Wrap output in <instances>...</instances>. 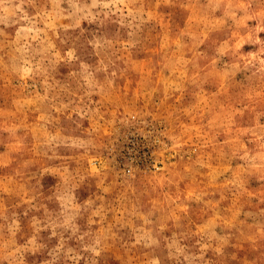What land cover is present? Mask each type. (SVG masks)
Here are the masks:
<instances>
[{"label":"rangeland","instance_id":"rangeland-1","mask_svg":"<svg viewBox=\"0 0 264 264\" xmlns=\"http://www.w3.org/2000/svg\"><path fill=\"white\" fill-rule=\"evenodd\" d=\"M0 264H264V0H0Z\"/></svg>","mask_w":264,"mask_h":264},{"label":"built area","instance_id":"built-area-1","mask_svg":"<svg viewBox=\"0 0 264 264\" xmlns=\"http://www.w3.org/2000/svg\"><path fill=\"white\" fill-rule=\"evenodd\" d=\"M131 166H127L124 170H125V173H128L130 174L131 173Z\"/></svg>","mask_w":264,"mask_h":264}]
</instances>
